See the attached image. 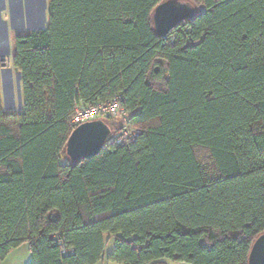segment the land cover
I'll return each mask as SVG.
<instances>
[{
	"label": "trees",
	"instance_id": "obj_1",
	"mask_svg": "<svg viewBox=\"0 0 264 264\" xmlns=\"http://www.w3.org/2000/svg\"><path fill=\"white\" fill-rule=\"evenodd\" d=\"M47 0V26L16 35L22 108L0 98V264H247L264 234V0ZM122 98L130 143L65 161L75 105ZM116 121L121 125L116 128ZM105 237H108L106 240Z\"/></svg>",
	"mask_w": 264,
	"mask_h": 264
},
{
	"label": "rangeland",
	"instance_id": "obj_2",
	"mask_svg": "<svg viewBox=\"0 0 264 264\" xmlns=\"http://www.w3.org/2000/svg\"><path fill=\"white\" fill-rule=\"evenodd\" d=\"M46 6L47 0H0V98L5 113L17 114L22 108L20 79L11 61L14 37L45 29ZM119 122L116 121V128L121 125ZM65 161H69L67 157ZM105 238L108 240V237ZM113 249L114 239L110 238L105 247L104 258L99 264H113L107 261V256ZM29 259L28 248L23 245L12 251L1 264H28Z\"/></svg>",
	"mask_w": 264,
	"mask_h": 264
},
{
	"label": "water",
	"instance_id": "obj_3",
	"mask_svg": "<svg viewBox=\"0 0 264 264\" xmlns=\"http://www.w3.org/2000/svg\"><path fill=\"white\" fill-rule=\"evenodd\" d=\"M196 14V7L187 0L164 1L152 12L154 33L158 38H164L182 22L193 20ZM111 134V128L104 120L81 124L71 132L65 145V156L72 163L94 158L104 149ZM247 264H264V234L253 242Z\"/></svg>",
	"mask_w": 264,
	"mask_h": 264
},
{
	"label": "built area",
	"instance_id": "obj_4",
	"mask_svg": "<svg viewBox=\"0 0 264 264\" xmlns=\"http://www.w3.org/2000/svg\"><path fill=\"white\" fill-rule=\"evenodd\" d=\"M105 118L118 119L123 125L127 124V117L122 106V98L116 97L113 100L95 106L75 105L73 115L69 121V128L73 132L78 126L84 123L103 120ZM139 134V131L130 127L118 130L108 138L107 145H123L132 142Z\"/></svg>",
	"mask_w": 264,
	"mask_h": 264
},
{
	"label": "flooded vegetation",
	"instance_id": "obj_5",
	"mask_svg": "<svg viewBox=\"0 0 264 264\" xmlns=\"http://www.w3.org/2000/svg\"><path fill=\"white\" fill-rule=\"evenodd\" d=\"M32 4H30V6H31Z\"/></svg>",
	"mask_w": 264,
	"mask_h": 264
}]
</instances>
